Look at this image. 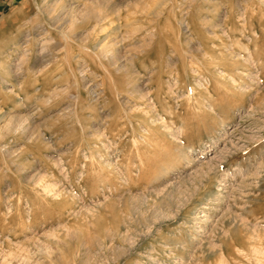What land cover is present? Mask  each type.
I'll return each instance as SVG.
<instances>
[{
  "label": "rangeland",
  "instance_id": "374dc122",
  "mask_svg": "<svg viewBox=\"0 0 264 264\" xmlns=\"http://www.w3.org/2000/svg\"><path fill=\"white\" fill-rule=\"evenodd\" d=\"M0 264H264V0H0Z\"/></svg>",
  "mask_w": 264,
  "mask_h": 264
}]
</instances>
